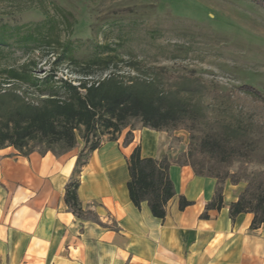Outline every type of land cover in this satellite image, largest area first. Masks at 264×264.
<instances>
[{"label":"trees","instance_id":"trees-1","mask_svg":"<svg viewBox=\"0 0 264 264\" xmlns=\"http://www.w3.org/2000/svg\"><path fill=\"white\" fill-rule=\"evenodd\" d=\"M250 1L264 9V0ZM40 29L10 32L7 24L0 25V46H10L15 39L30 52L47 47L54 58L50 69L40 75L34 70L35 61L0 70V148L13 147L23 156L33 152L62 156L82 146L76 173L107 135L114 141L130 128L125 140L129 143L138 129L170 135L184 130L189 143L175 161L167 155L161 160L143 158L140 146L133 151L127 185L132 202L137 207L147 202L153 216L165 218L176 195L170 176L176 163L191 166L196 176L217 180L207 210L222 207L227 180L233 185L244 183V191L230 205L232 218L253 213V227L264 222V121L239 107L233 93L212 89L195 75L171 74L163 67L124 60L108 46L106 54L80 59L70 40L62 42L53 28ZM66 62L76 67L77 80L58 76ZM123 65L135 74L122 72ZM95 68L104 75L94 79ZM239 90L264 100L253 85L244 84ZM78 187L77 182L69 183L65 194L74 213L79 207ZM188 205L182 197L180 209Z\"/></svg>","mask_w":264,"mask_h":264},{"label":"crops","instance_id":"crops-1","mask_svg":"<svg viewBox=\"0 0 264 264\" xmlns=\"http://www.w3.org/2000/svg\"><path fill=\"white\" fill-rule=\"evenodd\" d=\"M125 140L103 142L76 173L81 148L62 156L0 148V264H264V222L253 227V213L230 214L244 183L227 180L222 207L207 210L217 180L172 163L176 195L165 218L132 202L133 151L175 161L187 149L186 131L144 128ZM71 182L79 185L78 213L65 201ZM182 197L190 202L184 209Z\"/></svg>","mask_w":264,"mask_h":264},{"label":"rangeland","instance_id":"rangeland-1","mask_svg":"<svg viewBox=\"0 0 264 264\" xmlns=\"http://www.w3.org/2000/svg\"><path fill=\"white\" fill-rule=\"evenodd\" d=\"M1 24L22 33L53 28L80 59L106 54L108 46L124 60L201 77L212 89L233 93L239 107L264 121V100L239 90L250 84L264 97V9L250 0H0ZM52 52H30L13 39L0 46V70L35 61L40 75L50 69ZM75 70L66 62L58 76L77 80ZM94 72V79L104 75ZM122 72L135 74L126 65ZM129 130L121 133L125 139Z\"/></svg>","mask_w":264,"mask_h":264}]
</instances>
